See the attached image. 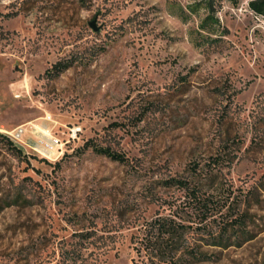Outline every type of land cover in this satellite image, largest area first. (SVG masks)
Listing matches in <instances>:
<instances>
[{
  "label": "rangeland",
  "instance_id": "374dc122",
  "mask_svg": "<svg viewBox=\"0 0 264 264\" xmlns=\"http://www.w3.org/2000/svg\"><path fill=\"white\" fill-rule=\"evenodd\" d=\"M250 1L216 5L228 32L207 43L193 0H0V134L25 129L21 152L0 138V264H147L148 222L196 218L173 179L223 206L214 232L244 213L227 248L196 230L210 259L186 264H264V18ZM39 127L63 144L53 156Z\"/></svg>",
  "mask_w": 264,
  "mask_h": 264
},
{
  "label": "trees",
  "instance_id": "16d2710c",
  "mask_svg": "<svg viewBox=\"0 0 264 264\" xmlns=\"http://www.w3.org/2000/svg\"><path fill=\"white\" fill-rule=\"evenodd\" d=\"M194 2L189 5L188 11L190 14L197 15L198 9L204 6L206 11L205 16L201 18L198 26V34L201 39L207 43H218L222 40L224 33L228 30L221 27L220 21L216 16V5H220L223 0H193ZM237 4L238 0H234ZM249 8L257 16L264 18V0H251ZM212 35H217L212 38ZM71 67V63H59L53 68L54 75H59L61 72ZM0 138L13 146L17 152H21L13 142L6 136L0 134ZM94 150L113 161L126 162V158L122 154L112 152L109 149L94 148ZM167 185H179L182 189L187 191L185 206H188L196 217L194 220H187L188 224L179 216H159L148 222L144 226L143 235L138 238L137 243L139 247L137 253H145L148 259L147 264H186L189 260H185L188 255L191 261L201 262L209 258L207 254L199 252L195 246L192 245L193 241H197L194 236L197 234L195 231L199 230L200 235H206L202 241L207 245L213 247L227 248L229 245V238L226 237L228 229L231 226L240 224L239 221L244 220V213H238L232 218H227L223 221L217 231H213L211 224L216 222L215 216L220 214L223 206H217L210 196H206L202 187L196 182L190 183L184 180H169ZM215 203V205H214ZM222 216V214H221ZM177 217V218H176ZM193 219V218H191ZM194 223L198 226L194 227ZM209 228V229H208ZM198 235V234H197Z\"/></svg>",
  "mask_w": 264,
  "mask_h": 264
},
{
  "label": "built area",
  "instance_id": "2783aa9c",
  "mask_svg": "<svg viewBox=\"0 0 264 264\" xmlns=\"http://www.w3.org/2000/svg\"><path fill=\"white\" fill-rule=\"evenodd\" d=\"M24 133H25V129L22 126L18 127L17 129L14 130V132H12L10 134V139H12V142L13 141H20L22 139ZM41 146L46 148L47 150H53L57 147H61V149H62L63 144H60L59 140H54V139L50 138V140L48 141V138H45V140L43 142H41Z\"/></svg>",
  "mask_w": 264,
  "mask_h": 264
},
{
  "label": "bare ground",
  "instance_id": "6f19581e",
  "mask_svg": "<svg viewBox=\"0 0 264 264\" xmlns=\"http://www.w3.org/2000/svg\"><path fill=\"white\" fill-rule=\"evenodd\" d=\"M56 122V121H55ZM41 124V123H40ZM40 124H38V125H40ZM54 126V125H53ZM38 132H40V133H42L43 134V136L44 137H46V138H48V141L50 140V138H51V135H50V133H49V128L48 127H39L38 128ZM41 149V151L45 154V155H47V156H53L55 153V150L56 151H59L60 149H61V147H57V148H55V149H53V150H47L46 148H44V147H40Z\"/></svg>",
  "mask_w": 264,
  "mask_h": 264
},
{
  "label": "water",
  "instance_id": "95a60500",
  "mask_svg": "<svg viewBox=\"0 0 264 264\" xmlns=\"http://www.w3.org/2000/svg\"><path fill=\"white\" fill-rule=\"evenodd\" d=\"M90 26H91L94 30L97 29L96 26L94 25V23H91Z\"/></svg>",
  "mask_w": 264,
  "mask_h": 264
}]
</instances>
